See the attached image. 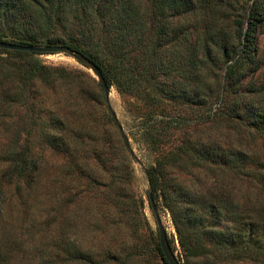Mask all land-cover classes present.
Here are the masks:
<instances>
[{"label":"rangeland","instance_id":"1","mask_svg":"<svg viewBox=\"0 0 264 264\" xmlns=\"http://www.w3.org/2000/svg\"><path fill=\"white\" fill-rule=\"evenodd\" d=\"M212 2L216 3L213 8L197 11L195 28L187 26L181 17L182 11L170 14L166 6L163 45L170 75L164 76L163 71L148 67L146 75L140 79L141 93H130L113 83L106 102L99 103L91 95L99 91L101 81L90 67L67 53L37 54L42 63L63 67L69 72L68 78L57 87L46 85L36 96L37 100H47L52 105L68 98L71 106L82 98L80 104H83L74 105L70 110H57L55 114L47 110L40 113L31 103L18 105L12 111L16 122L4 134L11 137L13 128L18 129L19 150L28 146L38 157L32 160L35 167L30 184L15 180L8 185L12 204L6 207L0 219V248H8L7 244L13 247L9 252L11 258L5 264H165L159 251L157 214L149 200L150 184L145 168L151 164L165 166L172 189L178 188L180 183L190 184L194 192L204 193L207 198L209 186L213 184V180L208 179L210 167L219 166L218 170L230 172L227 162L230 144L236 146L244 139L252 141L250 136L243 139L241 132L242 128H255L244 119L232 118L227 111L235 99L240 100L232 92L239 90V85L226 83L222 105L220 98L210 94L208 86L201 89L192 72L190 77L182 76L184 72L174 75V52L179 47L181 29H190L189 36L197 41L204 36L202 26L206 22L215 33L227 34L226 37L236 42L247 33L252 49L257 52L258 67L242 82L246 86L253 80L264 88V0ZM6 9L24 13L19 3L10 4ZM16 18H10L11 22ZM6 28L2 30L6 35L3 38L7 39H19L23 35L31 38L29 31L40 34L34 23L17 26L20 31L16 34ZM241 40L243 45L249 43L247 38ZM241 47L232 54L233 62L249 56ZM0 57L6 58L8 54H0ZM226 71L227 64L216 68L220 78L226 77ZM235 82L237 80L233 84ZM82 89L90 90L91 94L84 97ZM200 89L204 95L199 96ZM171 90L176 95L172 96ZM85 102L89 108H83ZM232 124L239 128L241 135L235 131L230 133ZM2 126L6 128L8 124ZM47 129L56 130L58 149L46 140ZM84 132L85 137H81L79 134ZM122 133L129 137V146L123 143ZM251 144L256 161L264 163V131L256 135ZM230 179L214 185L219 191H222L221 186L227 189L219 192L211 205L223 202L241 212L245 181L234 173L230 174ZM259 195L264 209V189ZM202 199L204 197L199 199L198 211L204 224L219 228L234 226L226 216L220 222L215 221L211 211H204ZM156 206L181 264H203L191 259L187 234L181 237L171 212ZM211 237L208 235L205 242L212 256L217 255L213 258L214 264H234L224 253L215 250V240L211 243L214 239Z\"/></svg>","mask_w":264,"mask_h":264},{"label":"trees","instance_id":"2","mask_svg":"<svg viewBox=\"0 0 264 264\" xmlns=\"http://www.w3.org/2000/svg\"><path fill=\"white\" fill-rule=\"evenodd\" d=\"M17 3L24 9L23 14H18V9L11 11L6 9L10 4ZM166 6L170 14L182 11L181 17L187 26L195 28L194 19L197 11L205 12L216 6V3L212 0H0V40L28 45H40L39 41L46 44L70 45L98 64L109 88L113 83H117L130 93H141L140 79L149 68L156 72L163 71L164 76L170 75V71L166 69L168 57L163 45L166 37V21L163 20ZM10 18L16 20L11 22ZM32 23L37 25L39 35L29 31L32 33V36H29L31 38H25L26 35L16 38L17 40L3 38V35L6 36L2 30L5 26L16 34L20 31L17 26L24 27ZM237 26H240V23ZM202 27L205 32L199 41L189 36L190 29H181L179 47L174 52L173 64L176 71L174 75H182L181 72H184L182 76L190 77L192 72L193 77L198 78L201 89L204 90L203 86H208L210 94L220 98L222 105L226 96V83L239 85V90L230 91L240 97V100L235 99L236 102L228 106L227 111L232 118L244 119L247 125L255 128H242V135L238 132L239 128H234L233 124L229 130L230 133L238 132L243 139L244 136L247 139L250 136L255 142L256 135L264 131V88L255 84L253 80L248 81L246 86L242 81L258 67L256 49H252L253 44L247 33H243L236 42V39L226 37L227 34L215 33L212 25L207 22ZM59 29L60 32H57ZM242 38H247L249 43L243 45ZM240 46L242 51L250 54L247 59L242 58L233 62L232 54L237 52ZM3 53L8 54V57H0V219H3L6 207L12 204L8 185L15 180L30 184L34 179L35 165L32 160L38 157L37 152L28 146L24 147V150H19L18 129L13 128L11 137L10 134H4V131L16 122L12 111L18 105L31 103L33 109L40 113L47 110L48 113L55 114L57 110H70L69 108L74 105L83 104H80L82 98L75 100L71 106L68 98L56 101L52 105L47 100L44 102L37 100L36 96L43 92L46 85L57 87L68 78L69 72L63 67L54 68L42 63L34 52L0 48V54ZM175 60L177 62H174ZM225 64L226 77L220 78L216 68ZM236 80L237 82L233 84ZM99 85L101 86L99 91H95L91 96L99 103L106 102L105 88L102 83ZM201 89L199 96L204 95ZM143 91L150 96L148 90ZM82 93L84 97L91 94L90 90L85 89H82ZM170 93L172 96L176 95L174 90ZM83 108H89L86 102ZM3 124L8 126L4 128ZM55 132L56 130L47 129L45 136L46 140L57 148ZM28 133L30 135L31 130ZM85 133L79 135L85 137ZM121 136L123 143L129 146V137L123 133ZM248 141L250 139H244L236 146L230 144L227 153L230 172L218 170L219 166L210 167L211 174L208 179L213 180V184L209 186L208 199L204 193L194 192L190 184L180 183L178 188L176 186L172 189L165 166L151 164L145 168L150 184L151 207L153 208L152 195L156 204L171 212L181 237H186L187 234L192 252L191 259L194 261L214 264L213 258L217 255L212 256L205 242L206 237L212 235L211 238L214 239L211 243L215 240V250L224 253L230 263L264 264V209L259 195L264 189V163L256 161L252 141L250 143ZM41 151L40 149L38 153ZM232 173L240 174L245 181L246 191L242 195L244 204L241 205V212L223 202L218 206L211 205L217 194L227 189L221 186L222 191H219L214 185L231 180ZM14 176L18 178L14 179ZM201 197H204L201 200L205 206L204 211H211L215 221L220 222L222 217L226 216L234 222V226L219 228L204 224L198 211ZM10 245H5L9 246L6 249L0 248V264L7 263L11 258L9 252H12L13 246ZM159 251L165 264H169L161 246Z\"/></svg>","mask_w":264,"mask_h":264},{"label":"water","instance_id":"3","mask_svg":"<svg viewBox=\"0 0 264 264\" xmlns=\"http://www.w3.org/2000/svg\"><path fill=\"white\" fill-rule=\"evenodd\" d=\"M0 48L4 49H10V50H25L34 52L37 54H43V53H67L73 57H75L79 62L84 64L87 67H90L98 76L99 80L103 84L107 97L109 96V86L108 83L104 77V74L101 70V68L94 62L90 57L87 55L80 53L75 48L71 47L70 45L66 44H46V45H28V44H22L18 42H12V41H4L0 40ZM115 118H117L116 115H114ZM152 206L153 210L157 214V222L159 226V235H160V246L162 248V251L165 255V258L169 262V264H181L179 261L176 253L174 252L172 245L169 241V236L166 227L163 224V221L158 214V209L156 206L155 201L152 198Z\"/></svg>","mask_w":264,"mask_h":264}]
</instances>
